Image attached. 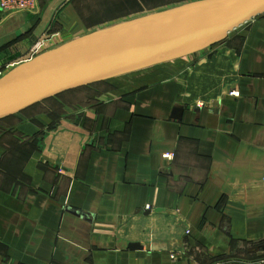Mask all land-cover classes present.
I'll list each match as a JSON object with an SVG mask.
<instances>
[{
	"label": "crops",
	"instance_id": "1",
	"mask_svg": "<svg viewBox=\"0 0 264 264\" xmlns=\"http://www.w3.org/2000/svg\"><path fill=\"white\" fill-rule=\"evenodd\" d=\"M39 2L0 8V74L105 23ZM232 34L0 124V264H264V16Z\"/></svg>",
	"mask_w": 264,
	"mask_h": 264
},
{
	"label": "water",
	"instance_id": "2",
	"mask_svg": "<svg viewBox=\"0 0 264 264\" xmlns=\"http://www.w3.org/2000/svg\"><path fill=\"white\" fill-rule=\"evenodd\" d=\"M261 16L264 0H198L92 31L6 73L0 121L62 94L201 53Z\"/></svg>",
	"mask_w": 264,
	"mask_h": 264
},
{
	"label": "rangeland",
	"instance_id": "3",
	"mask_svg": "<svg viewBox=\"0 0 264 264\" xmlns=\"http://www.w3.org/2000/svg\"><path fill=\"white\" fill-rule=\"evenodd\" d=\"M91 1L93 2L91 5L93 7L94 14L98 16L99 20H103L105 23L90 28L91 30L90 32L105 28L107 26L131 18L140 17L153 12L165 10L168 8H172L175 6H179L182 4H186L198 0H91ZM230 37L232 38L233 34H230ZM228 42H226L225 45L226 47ZM223 43H221L220 45H222ZM237 43L241 44L239 39L237 40ZM49 50L51 49H48L46 51ZM40 54L42 53H38V55ZM108 86L109 85L103 84L97 86L95 89L97 91H101L107 88ZM90 91H92L90 92V94L94 93L93 90ZM90 94L89 92H85V91L76 92L74 94H69L67 96H64L60 99H56L55 101H52L47 105L49 107H54L56 112H62V111L66 112L67 110L69 111L70 109L72 110L74 108H78V106L83 103V100H85L86 96L89 97L88 95ZM38 109L42 110L44 108L42 107Z\"/></svg>",
	"mask_w": 264,
	"mask_h": 264
},
{
	"label": "built area",
	"instance_id": "4",
	"mask_svg": "<svg viewBox=\"0 0 264 264\" xmlns=\"http://www.w3.org/2000/svg\"><path fill=\"white\" fill-rule=\"evenodd\" d=\"M0 8L7 17L28 13L37 14L40 11L39 0H0ZM4 75L0 74V79Z\"/></svg>",
	"mask_w": 264,
	"mask_h": 264
},
{
	"label": "trees",
	"instance_id": "5",
	"mask_svg": "<svg viewBox=\"0 0 264 264\" xmlns=\"http://www.w3.org/2000/svg\"><path fill=\"white\" fill-rule=\"evenodd\" d=\"M103 84H106V82H103V83H100V84H97V85H93V86H90V87H95V86H99V85H103ZM87 88H89V87H85V88H82V89H78V90H74V91H71V92H68V93L62 94V95H60V96L57 97V98L50 99V100H48V101H45V102H43V103H40V104H38V105H36V106H34V107L28 109L27 111L23 112L22 114H27L29 111L34 110V108H42V107H43V104H48V103H50V102H52V101H55L56 99H60V98H62V97H64V96H66V95L69 94V93H74V92H77V91H82V90H85V89H87ZM14 118H15V117L11 116V117H8V118H6V119H4V120H1V121H0V124L4 125V124L12 123V122L15 120Z\"/></svg>",
	"mask_w": 264,
	"mask_h": 264
}]
</instances>
